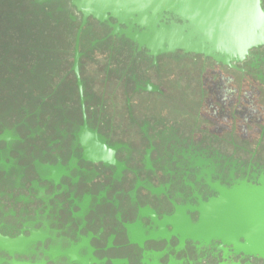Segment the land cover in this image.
Listing matches in <instances>:
<instances>
[{
    "label": "flooded vegetation",
    "instance_id": "1",
    "mask_svg": "<svg viewBox=\"0 0 264 264\" xmlns=\"http://www.w3.org/2000/svg\"><path fill=\"white\" fill-rule=\"evenodd\" d=\"M116 25L0 0V264H264V45L155 55Z\"/></svg>",
    "mask_w": 264,
    "mask_h": 264
},
{
    "label": "water",
    "instance_id": "2",
    "mask_svg": "<svg viewBox=\"0 0 264 264\" xmlns=\"http://www.w3.org/2000/svg\"><path fill=\"white\" fill-rule=\"evenodd\" d=\"M85 18L111 19L153 54L204 55L225 64L264 45L262 0H72ZM174 18V20H171ZM171 20V21H170ZM141 30V32H140ZM252 247L264 259V189L251 192Z\"/></svg>",
    "mask_w": 264,
    "mask_h": 264
}]
</instances>
